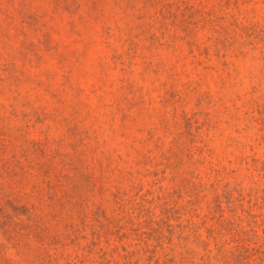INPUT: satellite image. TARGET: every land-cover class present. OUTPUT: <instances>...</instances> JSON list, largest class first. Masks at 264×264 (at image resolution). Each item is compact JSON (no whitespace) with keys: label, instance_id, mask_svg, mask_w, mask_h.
<instances>
[{"label":"rangeland","instance_id":"1","mask_svg":"<svg viewBox=\"0 0 264 264\" xmlns=\"http://www.w3.org/2000/svg\"><path fill=\"white\" fill-rule=\"evenodd\" d=\"M0 264H264V0H0Z\"/></svg>","mask_w":264,"mask_h":264}]
</instances>
